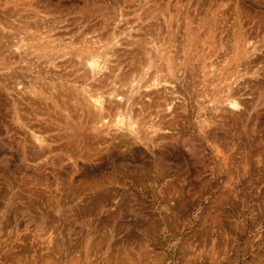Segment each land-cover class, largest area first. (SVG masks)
<instances>
[{"label":"rangeland","instance_id":"374dc122","mask_svg":"<svg viewBox=\"0 0 264 264\" xmlns=\"http://www.w3.org/2000/svg\"><path fill=\"white\" fill-rule=\"evenodd\" d=\"M263 33L264 0H0V264H264V107L252 108L264 79L246 76L235 112L204 94L220 87L210 62ZM21 38L30 49L12 47ZM97 39L111 50L98 80L78 56ZM167 54L183 63L177 111L155 94L147 111L169 130H92L85 89Z\"/></svg>","mask_w":264,"mask_h":264},{"label":"bare ground","instance_id":"6f19581e","mask_svg":"<svg viewBox=\"0 0 264 264\" xmlns=\"http://www.w3.org/2000/svg\"><path fill=\"white\" fill-rule=\"evenodd\" d=\"M116 33H118V32H116ZM121 33H123V31H121ZM126 33L128 34L129 32H126ZM240 34H243V33H240ZM49 35H44L41 33V37L39 39H37L36 42H40L43 45H45L47 43H54L55 39L51 38ZM44 38L49 39V41L47 40V42L44 43ZM117 38H119L118 35H114L112 38V40H116V41H114V44H113L114 46L118 45V44L121 45V42H119L121 39H117ZM26 40L21 38V39H19V41L17 43L13 44L12 47L15 48V50H17V51L28 50L31 48V45L26 44L27 43ZM108 40H111V39H108ZM131 40H133V39H131ZM100 42L101 41L98 39L92 41L94 48L87 50L85 52L87 54H81V55H80V53L78 54L79 58L81 59V62L83 63L84 68H86V69L88 68L90 71H92L93 72L92 74L94 77L99 74V77L96 78L97 80L102 78L103 76H105L106 70L107 71L111 70V66H110L111 60H109L111 50L107 46V45H109L110 42L99 44ZM236 43H237V45L230 49V53L231 52L234 53L232 56H229L226 53V54H224L223 58L219 61L218 64L214 63L213 61L210 62V74H212L211 83L215 84V82L218 80L219 85H220V87L218 86L219 88H216L214 91H210L209 93L207 91H206V93L203 92L204 94H207V96H208V99L206 100V102H207L206 105L208 104V107L211 111L212 110L214 112H216L218 110L222 111L224 108H229L231 111H233L234 109L240 108L242 106L241 96L243 94V93H241V90L243 88H245L248 83L251 84L249 81L246 82L247 81V80H245V79H247L246 76L252 77L254 79H256L257 77H263V79H264V33L261 35V37L259 35L254 36V37L243 35L242 37H240L236 41ZM154 46H152V49H150V51H148L149 54L152 53L153 47L155 50L158 49V47H159V46L157 47L156 45H154ZM39 48L40 47H38V49ZM148 48H150V47H148ZM220 48H221V46H220ZM42 49H41V51H42ZM44 49H45V47H44ZM32 52H34V51L30 50L28 53L31 54ZM165 52H167V51H165ZM74 53L76 54V52H74ZM161 53L162 52H160V54ZM43 54H42V56H43ZM113 54H115V56H116V53H113ZM167 55H165V56H167ZM170 55H171V53H170ZM170 55H168L167 58L164 56L162 58L160 56L162 58V60H164L162 65L157 64V62L154 59L153 61H155L154 63H156V68L153 71L150 70V72H149L146 69H144L145 65H139L138 68L135 67V68H137V70L132 69L129 72L127 71V74L125 76H123V78H121L117 75L115 78L107 77L105 81H104V79L101 80L102 82L104 81L103 85L96 87L94 90L89 89L87 91V89H85L86 94L83 93L84 98L86 101L89 102L90 106L94 108V109L92 108V110H94V113H92L93 119L91 120V118H90L91 124H92L91 129L95 130V131L96 130L101 131V132L105 133L106 135H108L113 130L119 131L120 135H126V133H124V132H128V133L134 135L133 137L131 136L132 139H141V138L145 139L146 138L149 140H152L153 138H155L157 134H158V136H160L159 134L161 131L169 130L170 125L172 123L170 124V122L168 123V120L167 121L164 120L166 117L163 118L164 116L162 115V113H163V112H161L162 110L157 109V110H153V111L152 110L147 111V109L150 107V103H152L151 101H154V100L157 102L156 105L161 104L164 107L163 109L165 110V112L170 111V112H168L169 115H171L173 109H175L173 101H174V99L178 98L179 94H181V91H179V89H178V87H180L181 85L177 86V84H178L177 80L181 76L180 75L181 73L179 74V72L181 69V64H183V63H182L181 59H178V58H176L174 56H170ZM152 56H153V54H152ZM150 59H153V58H150ZM175 59L176 60L178 59V62H174ZM205 63H206V61L202 60L201 66L200 67L198 66L200 68V71L203 73L205 71L204 70L205 67H207ZM220 63H222V64L226 63L225 69L223 67V70H221L222 66L220 65ZM206 69H208V68H206ZM163 73H165V74H163ZM204 75L205 74L202 75L203 78H204ZM111 77H113V76H111ZM97 80H95V81H97ZM95 81H94V83H95ZM179 81H181V79ZM18 84H20V83H18ZM92 84H93V82H92ZM88 85H89V83H88ZM240 85L241 86L243 85V86L241 87ZM83 87L85 88V86H83ZM28 88L27 89L32 94L40 93V88L38 86L32 85ZM187 88H188V86H187ZM142 89H145V90L142 91ZM256 89H259V90H258L257 100L255 98L256 104L252 105V108H254V109L256 108V106L262 105L264 107V80L259 81V84L256 86ZM166 90H167V94H170L171 96H169L167 94H163V91L165 92ZM252 90H251V92H253ZM22 91H23V89H22ZM183 92H184V90H183ZM152 94L153 95L155 94L154 96H156L157 98H155L153 100L151 98ZM80 96H82V93L80 94ZM202 96H203V94H202ZM144 98H148V100L150 102L144 101ZM243 102H245V101H243ZM154 103H152L153 106L155 105ZM177 103H175V107H176ZM137 105H140V106L138 107ZM206 105H202L201 109L204 110ZM250 109L251 108H249V110ZM175 111H177V110L175 109ZM245 111H247V110L245 109ZM233 112H235V110ZM169 115L167 114L166 116H169ZM170 119H172V118H170ZM31 132L32 133H30V134H31V137L34 141L33 143H35L37 146H39L40 149L43 151L44 146L46 147L49 145L47 138L44 135L45 133L42 134L41 130H39V129H35V130L31 129ZM128 133H127V135H128ZM113 138L115 139V137H113ZM101 141H102V139H101Z\"/></svg>","mask_w":264,"mask_h":264}]
</instances>
